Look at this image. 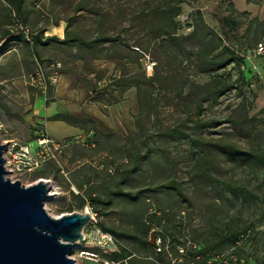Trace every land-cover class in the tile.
Returning a JSON list of instances; mask_svg holds the SVG:
<instances>
[{
  "label": "rangeland",
  "instance_id": "obj_1",
  "mask_svg": "<svg viewBox=\"0 0 264 264\" xmlns=\"http://www.w3.org/2000/svg\"><path fill=\"white\" fill-rule=\"evenodd\" d=\"M170 1L23 0L20 26L0 0V41L10 34L0 47V141L33 147L41 134L51 139L37 101L44 97V108L53 101L51 90L75 87L83 95L80 111L67 120L80 123L82 133L52 140L64 146L62 153L68 143L78 146V162L66 165L68 174H54L48 161L19 178L23 185L53 179L60 197L44 206L51 217L95 214L100 226L118 234V249L134 257L115 264H160L152 231L162 232L165 264H184L181 252L170 248L171 237L180 238L182 249L204 250L195 264H213L211 258L226 251L231 264H264V169L251 157L264 152V39L244 56V83L213 101L211 78L195 68L199 43L158 38L170 29ZM249 1L252 11L239 15L230 0H183L174 32L189 34L199 10L226 45L244 49L250 18L264 22V0ZM51 26L46 46L28 43L21 31L43 38ZM56 63L60 81L42 94L29 78L37 67L50 75ZM228 73L234 80L232 65ZM214 120L223 123L210 127ZM219 234L229 242L212 248ZM82 250L71 255L77 264H103L79 258Z\"/></svg>",
  "mask_w": 264,
  "mask_h": 264
},
{
  "label": "water",
  "instance_id": "obj_2",
  "mask_svg": "<svg viewBox=\"0 0 264 264\" xmlns=\"http://www.w3.org/2000/svg\"><path fill=\"white\" fill-rule=\"evenodd\" d=\"M0 144V264H76L72 249L82 241L90 216L51 217L44 208L49 192L42 179L25 186L6 178Z\"/></svg>",
  "mask_w": 264,
  "mask_h": 264
},
{
  "label": "trees",
  "instance_id": "obj_3",
  "mask_svg": "<svg viewBox=\"0 0 264 264\" xmlns=\"http://www.w3.org/2000/svg\"><path fill=\"white\" fill-rule=\"evenodd\" d=\"M8 6L14 11L17 21L20 26L24 25L25 19L23 15V0H4ZM192 2H196L197 0H191ZM246 4L251 3L249 0H245ZM183 3V0H171L165 6L166 14H169V27L170 29L167 30H160V35L158 38H166L169 41H177L178 38L180 40H188L194 39L199 43L198 48L193 53L195 56V68L200 73L206 74L211 78L210 81V95L213 101H216L218 98L225 95L227 92L232 90L237 84H243L245 81L244 74L242 71V65L244 61V56L248 50L252 49L254 46H257L258 42L264 39V22H259L255 18H250L247 27L244 31V40H245V47L239 45L234 48L233 44L226 45L224 43V39L213 29H211L204 21L202 13L199 10H195V13L191 17V32L185 36H178L175 34L174 30L176 28V23L174 22V18L179 15L180 13V5ZM232 5V4H231ZM238 13V11H237ZM239 15H249L248 12L243 11L239 12ZM72 20L70 19L69 22ZM255 26L253 27V25ZM10 36L7 32L2 36L0 41V47L6 42V39ZM40 36H31L30 35V43L39 44L41 46H46L51 39L41 40ZM67 39L66 34H64V38L62 41ZM29 43V42H28ZM230 65L233 66V69L236 71V76L234 80H231L230 74H223V71L229 67ZM201 105V103H199ZM199 104H196L197 106ZM199 105V106H200ZM210 127H217L221 125L223 122L220 120H214L210 122ZM253 161L256 165L261 166L264 169V152L256 155H251ZM239 197L242 196V193L238 194ZM161 219L158 221V225L160 227ZM102 229L111 234L113 237L118 236L116 231L113 228L105 227L101 224ZM162 232H151V236L153 237L152 245H155V241L159 239V236ZM237 234L234 232L232 237H235ZM221 234L216 236L214 244L211 246L217 247L222 242L226 241L229 242V238H221ZM149 238V237H148ZM144 238V244L149 246V242H147ZM170 248H174L178 250V248L183 247L180 238L171 237L169 238ZM191 242V241H190ZM233 242V241H232ZM195 245L191 244L190 250H186L183 248L182 257L184 259V264H195V259H199L198 257L202 255L203 252L194 248ZM156 258L160 264H165V257L166 252H159L155 253ZM179 256L177 253L175 258ZM133 257L130 251L125 249L122 246H119L117 252L111 253L107 256V261L113 264L115 263H123L126 260L130 261Z\"/></svg>",
  "mask_w": 264,
  "mask_h": 264
},
{
  "label": "built area",
  "instance_id": "obj_4",
  "mask_svg": "<svg viewBox=\"0 0 264 264\" xmlns=\"http://www.w3.org/2000/svg\"><path fill=\"white\" fill-rule=\"evenodd\" d=\"M22 35L27 42L30 41V34L26 28H21ZM60 64L56 63L51 65V73L46 76L40 67H37L34 74L30 76L29 81L32 85H35L42 94H46L48 87L54 88L60 81ZM35 146H23L18 144L15 140L9 139L6 141H0L3 147L2 158L3 168L7 174L6 178L11 182L18 181L22 176L42 167L44 163L48 161H56V156L62 153L63 145L55 143L52 139L46 135L41 134L35 141ZM102 168V166H101ZM39 180V179H38ZM47 185L49 192L45 200L44 206L47 202L56 201L60 197L58 187L52 180ZM36 182V181H35ZM34 182V183H35ZM21 183V182H20ZM31 183L30 185L34 184ZM22 184V183H21ZM29 186V185H25ZM90 219L86 226L82 229V241L78 242L72 249V253L77 249L83 247L84 250L80 251L78 257L84 259L87 262L103 264H109L107 260L99 258L98 254L110 255L113 252L118 251L116 239L109 233L105 232L102 227L97 223L96 215L91 212H87ZM90 230V231H89ZM90 232V233H89ZM156 251L162 252L159 246V239L155 241ZM167 246L163 248V251L167 253ZM178 251L183 254V249L178 248ZM77 264V260L74 256L71 257ZM231 256L229 251L218 254L211 258L213 264H231ZM113 264V263H111Z\"/></svg>",
  "mask_w": 264,
  "mask_h": 264
},
{
  "label": "crops",
  "instance_id": "obj_5",
  "mask_svg": "<svg viewBox=\"0 0 264 264\" xmlns=\"http://www.w3.org/2000/svg\"><path fill=\"white\" fill-rule=\"evenodd\" d=\"M231 3L234 5V9L238 12H251L253 9V4L249 3L246 4L245 0H230ZM51 39L53 41V26L47 29V31L44 33V37L41 40H47ZM59 41H62L63 38L58 37ZM39 57V56H38ZM51 95L49 94V99L53 100L49 103L48 106L42 108L40 107V104L42 103L45 98L43 99L39 97L38 104L39 106L38 111H36V114L42 119V124L46 127L48 130L49 136L51 139H55L57 141H63L69 140L72 137L80 136L82 133L81 124L75 122H70L67 120L68 117H71L70 115L75 114L76 112L80 111L79 105L77 103H80L82 101V92L75 87H68L66 84L60 86V88L56 89L55 92L53 90L50 91ZM52 93L54 95H52ZM73 113V114H72ZM46 118H50L49 121H46ZM78 121V120H77ZM79 122V121H78ZM102 123H105L104 120L101 121ZM96 125L92 124V126H97L98 121H95ZM92 135V131H89L87 134V138H90ZM91 147H93L92 144H90ZM67 146V145H66ZM78 150L80 148L78 146H74V144H69L65 148L64 152L62 153V159L60 163H53L51 161L50 167L51 170L53 169L54 174L55 172L58 174H68L69 170L66 166L68 163H74L78 162L79 157L77 156ZM90 157V156H89ZM88 158V156H87ZM62 165L64 167H62ZM56 174V175H57ZM53 176V173L52 175ZM40 179H46V180H53L51 177L44 178V177H38ZM70 189L73 190V187H70Z\"/></svg>",
  "mask_w": 264,
  "mask_h": 264
},
{
  "label": "bare ground",
  "instance_id": "obj_6",
  "mask_svg": "<svg viewBox=\"0 0 264 264\" xmlns=\"http://www.w3.org/2000/svg\"><path fill=\"white\" fill-rule=\"evenodd\" d=\"M43 181L45 180V179H42ZM44 182H46V183H48L49 181H44ZM86 212H88V210H85Z\"/></svg>",
  "mask_w": 264,
  "mask_h": 264
}]
</instances>
